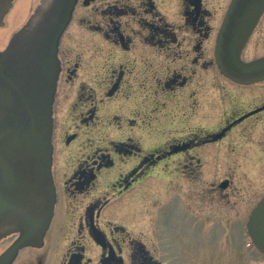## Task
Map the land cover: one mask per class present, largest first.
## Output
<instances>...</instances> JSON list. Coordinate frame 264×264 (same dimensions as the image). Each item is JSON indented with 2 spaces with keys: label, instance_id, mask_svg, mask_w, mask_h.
<instances>
[{
  "label": "flooded vegetation",
  "instance_id": "1",
  "mask_svg": "<svg viewBox=\"0 0 264 264\" xmlns=\"http://www.w3.org/2000/svg\"><path fill=\"white\" fill-rule=\"evenodd\" d=\"M230 1L75 0L56 46L52 214L40 245L18 249L10 264L160 262L130 231L136 215L149 207L157 226L174 217L183 227L193 201L233 209L245 200L256 182L243 183L239 159L264 175V79L237 82L216 64ZM30 8L0 0V32L9 33L0 50ZM262 56L264 10L240 59ZM6 235L1 253L18 232Z\"/></svg>",
  "mask_w": 264,
  "mask_h": 264
},
{
  "label": "water",
  "instance_id": "2",
  "mask_svg": "<svg viewBox=\"0 0 264 264\" xmlns=\"http://www.w3.org/2000/svg\"><path fill=\"white\" fill-rule=\"evenodd\" d=\"M74 4L75 0H43L0 51V237L18 232L1 253L0 264H10L21 247L40 245L51 218L50 109L56 46ZM263 10L264 0H231L218 30L216 64L237 82L264 79V56L240 59ZM245 229L264 254V195L251 210Z\"/></svg>",
  "mask_w": 264,
  "mask_h": 264
},
{
  "label": "rangeland",
  "instance_id": "3",
  "mask_svg": "<svg viewBox=\"0 0 264 264\" xmlns=\"http://www.w3.org/2000/svg\"><path fill=\"white\" fill-rule=\"evenodd\" d=\"M40 1L31 0L29 10L33 12ZM21 22L19 20L16 28ZM8 36L9 33L0 32V46L4 45ZM239 162L240 171L245 172L243 178L240 177L243 183L246 181L248 185L251 182L256 184L242 193L245 200L237 207L229 209L216 198H210L204 207L200 206L199 201H193L192 223H184L183 227L179 220L174 225V217H171L173 224L170 222L166 224L164 221L165 224L157 226L155 211L147 207L141 216H135L134 226L129 225L130 231H141L146 246L162 264H264V256L255 250L245 232L248 208L264 189V175L253 172L250 164H245L240 159ZM237 173L236 180L239 176ZM178 212L182 210L179 209ZM173 230L177 232L174 237ZM12 238V236L0 238V253Z\"/></svg>",
  "mask_w": 264,
  "mask_h": 264
}]
</instances>
